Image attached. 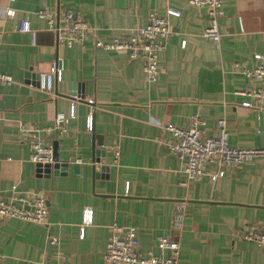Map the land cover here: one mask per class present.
<instances>
[{"label": "crops", "instance_id": "0c3cea01", "mask_svg": "<svg viewBox=\"0 0 264 264\" xmlns=\"http://www.w3.org/2000/svg\"><path fill=\"white\" fill-rule=\"evenodd\" d=\"M167 8L180 15L168 18L154 81L125 51L97 46L96 40H126L130 28L144 26L153 12L165 16ZM41 9L58 17L73 11L92 32L81 44L57 45L36 14ZM222 9L215 43L202 35L206 9L188 0H0V72L12 78L0 83V192L8 196L14 183L22 194L42 191L49 211L43 224L0 215V264H57L62 256L69 264H108L113 224L134 226L142 252H157L160 236L177 240V264H264V248L242 236L250 224L264 223V157L226 166L215 180H189L163 128L185 127L197 114L205 136H216L224 119L230 146L264 145V106L239 109L247 97L238 93L249 85L241 69L258 65L256 53L264 62V0H222ZM22 20L30 31L14 30ZM57 60L61 80L50 93L41 91L38 75ZM71 94L83 99L66 129L41 133L57 142L66 163L46 174L28 160L23 127L45 129L57 112L69 116ZM89 112L92 131L85 127ZM84 208L92 211L86 225Z\"/></svg>", "mask_w": 264, "mask_h": 264}, {"label": "built area", "instance_id": "2783aa9c", "mask_svg": "<svg viewBox=\"0 0 264 264\" xmlns=\"http://www.w3.org/2000/svg\"><path fill=\"white\" fill-rule=\"evenodd\" d=\"M188 3L206 9L209 23L202 35L218 43L221 37L218 19L223 16L222 0H188ZM6 14L11 16L13 10L7 9ZM36 14L39 18L44 19L54 32L57 45L64 44L71 47L73 44H81L92 32L87 20L73 11H65L60 17L42 9L38 10ZM179 15L180 12L173 8H167L165 16L153 12L149 15L144 26L133 27L128 30L129 34L126 40L114 39L108 42L96 40V44L108 50H123L129 59L139 60L146 79L152 82L157 76L159 56L167 48L170 33L168 18ZM14 30L19 32L30 31L28 21L22 20L20 24L14 27ZM32 42L34 43V38ZM254 57L259 61L258 65L253 68L241 69L248 78L249 85L238 91L247 97L241 102L239 109L250 110L264 106V62L261 54L256 53ZM234 67L237 68L238 65L234 64ZM62 71L63 62L61 60L54 61L49 72L38 75V88L50 93L54 81L61 80ZM11 82L10 75L0 72V83L9 84ZM71 95L69 116L57 112L54 116L53 125L45 129L35 126L23 127L31 140L28 156L30 162L42 165L54 163L52 143L46 141L41 133L63 132L66 129L70 119L74 117L75 102L83 99L80 95ZM86 102L92 103L93 100L87 98ZM204 125L205 121L202 118L197 114H192L189 117L188 125L185 127H178L170 123L163 127L173 136L172 142H169V151L181 161L183 171L189 180H199L205 175L215 180L224 175L223 168L226 166L239 165L259 156L264 157V145L258 148L230 146L224 119L218 120V134L216 136H205ZM85 127L88 131H92V112H89L86 117ZM114 155L116 158L118 152L115 151ZM208 165L215 166L216 171L208 172ZM48 212L47 200L42 191H30L22 194L18 190L17 184L14 183L10 187L8 196L5 197L0 192V215L2 216L43 224L47 221ZM91 221V209L84 208L83 225L89 224ZM81 236H83V231ZM242 236L264 248V223L250 224ZM54 241V239H49L48 244L52 245ZM155 246L157 252H153L152 249L145 252L140 251L136 228L113 224L104 251V259L108 264L178 263L180 246L177 240L160 236L156 238ZM57 264H69L68 258L62 256Z\"/></svg>", "mask_w": 264, "mask_h": 264}, {"label": "water", "instance_id": "95a60500", "mask_svg": "<svg viewBox=\"0 0 264 264\" xmlns=\"http://www.w3.org/2000/svg\"><path fill=\"white\" fill-rule=\"evenodd\" d=\"M56 148H57V142L54 141L53 143V159H54V163L53 164H37V166L41 169H43V171L46 173V174H49L51 172V170H53L52 172L53 173H57V171L59 170H63L64 168L62 167H65L66 166V163L65 162H62L59 160L58 158V155H57V151H56ZM98 162L102 163L101 165V168H105V166H103V164L105 163V159L102 158L100 160H98ZM97 170L99 169V167H95Z\"/></svg>", "mask_w": 264, "mask_h": 264}]
</instances>
